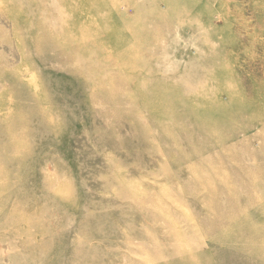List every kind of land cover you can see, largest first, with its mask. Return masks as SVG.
Here are the masks:
<instances>
[{"label": "rangeland", "instance_id": "obj_1", "mask_svg": "<svg viewBox=\"0 0 264 264\" xmlns=\"http://www.w3.org/2000/svg\"><path fill=\"white\" fill-rule=\"evenodd\" d=\"M0 264H264V0H0Z\"/></svg>", "mask_w": 264, "mask_h": 264}]
</instances>
